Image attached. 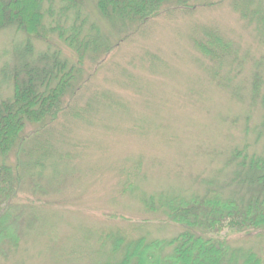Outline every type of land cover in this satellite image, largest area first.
Instances as JSON below:
<instances>
[{"label":"rangeland","instance_id":"rangeland-1","mask_svg":"<svg viewBox=\"0 0 264 264\" xmlns=\"http://www.w3.org/2000/svg\"><path fill=\"white\" fill-rule=\"evenodd\" d=\"M248 1L190 0L186 11L165 6L169 11L121 42L97 15L95 0L72 10L53 0L51 15L43 4L46 25L68 30L83 18L85 33L94 23L117 46L96 70L85 61L84 76L95 72L77 105L93 99L92 112L87 121L59 118L52 137L62 160L42 172V191L23 189L15 197L18 249L0 264H100L108 254L98 252L99 235L172 238L180 229L147 212L143 199L186 198L226 182L234 150L264 158V0H256L253 22L233 9ZM208 29L232 52L219 68L193 46ZM50 40L52 47L15 28L0 32V101L12 95L8 75L21 54L26 60L57 49L75 62L68 47ZM229 244L264 258V235L233 236Z\"/></svg>","mask_w":264,"mask_h":264},{"label":"trees","instance_id":"trees-1","mask_svg":"<svg viewBox=\"0 0 264 264\" xmlns=\"http://www.w3.org/2000/svg\"><path fill=\"white\" fill-rule=\"evenodd\" d=\"M52 1L0 0V32L15 28L48 47H52L50 36L53 35L74 53L75 59L70 62L57 49L36 58L24 57L26 60L21 54L8 75L12 95L0 101V259L18 249L16 231L20 225L15 215V197L23 189L30 188L32 194L42 191V172L51 165H59L63 157L54 145L55 125L59 118L88 120L93 99L80 107L77 96L88 90L92 74L117 46L94 23L85 33L87 21L83 18L68 30L60 24L46 25L42 7L48 3L47 14L51 15ZM59 1L65 10L77 9L82 3V0ZM189 1L95 0L94 6L101 21L118 33L121 42L149 20L167 12L165 6L174 5L186 11ZM259 8L257 1L251 0L242 8L233 9L253 22L259 16ZM78 16L76 10L75 19ZM200 38L193 41L195 50L215 67H221L232 54L229 45L211 29ZM31 49L28 44L26 52L30 57ZM85 61L95 65L93 73L87 76H84ZM254 78L256 82L257 76ZM252 90L255 99L259 94L256 83ZM95 94L90 95L95 97ZM28 127L33 129L24 135ZM14 152L15 159L10 162ZM231 153L227 165L233 169L226 182H210L202 194L186 198L151 196L141 201L147 212L160 213L162 222L180 229L175 236L149 240L147 237L126 239L111 233L99 235L98 252L108 254L100 264H264V258L252 250L229 244L233 236L263 239L264 158L248 155L244 149Z\"/></svg>","mask_w":264,"mask_h":264}]
</instances>
